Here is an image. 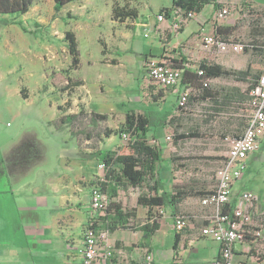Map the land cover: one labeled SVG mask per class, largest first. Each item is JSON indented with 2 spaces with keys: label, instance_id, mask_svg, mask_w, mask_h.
I'll return each mask as SVG.
<instances>
[{
  "label": "rangeland",
  "instance_id": "374dc122",
  "mask_svg": "<svg viewBox=\"0 0 264 264\" xmlns=\"http://www.w3.org/2000/svg\"><path fill=\"white\" fill-rule=\"evenodd\" d=\"M85 2L75 1L57 12L54 0H37L28 14L20 18L19 26L25 32L26 39V88L30 91V102H26V135L37 137L36 147L32 150L50 152L55 149L56 143L63 149H78L80 152H95L97 150H116L123 142L120 136L106 137L103 132L110 128L118 130L125 122L129 111H135L156 119L164 118L168 113L165 128L153 127L148 136L156 137L158 143L164 147L165 155L161 163V177L163 185L171 190H183L192 196L183 200L177 215H184L190 221L197 212H202L201 201L215 190L218 183L219 170L231 145L239 137L252 114L249 104L241 105L225 103L220 99L218 103L211 99L200 98L202 88L188 84L191 97L188 108L179 111L174 89L163 90L153 84L146 76L143 62L138 56L131 54L129 45L131 41L125 37L130 34L132 26H115L111 23L112 0H90ZM123 4L124 0H117ZM167 0H135V4L147 8L156 15L165 6ZM231 14L222 21V27L230 32L221 33L218 37L226 43L220 51V63L229 68L246 70L252 68L256 75L264 74V51L250 49L237 54L232 48V43L254 45L264 49V7L263 6H234ZM11 18H1L0 23H10ZM73 31L78 39L81 53L80 70L71 73L74 79L82 80L84 85L73 93H63L67 71L72 64L64 40L65 33ZM143 36V35H142ZM148 44L157 54L161 44L158 43L155 32L146 38ZM108 50L107 54H103ZM138 47L134 43V50ZM118 53H122L120 56ZM164 56L160 54L154 58L159 60ZM168 58V57H167ZM142 59H146L144 56ZM117 60L113 65L112 61ZM140 60V61H139ZM121 64V65H120ZM209 88L221 91L238 87L242 91L248 84L236 82L231 78L207 80ZM176 92V91H175ZM61 106L62 114H80L73 127H64L62 133L54 132L44 122L45 119L55 118L56 109L50 107ZM106 113L109 118L105 122L93 125L91 112ZM7 122L13 127L19 125L9 117ZM73 132V135H72ZM194 133L197 136L180 141L181 134ZM171 137V140H168ZM68 138V139H67ZM66 141L67 143L63 142ZM74 172L77 163L92 162L73 157ZM48 167L50 158H47ZM32 166L33 163H32ZM53 169V168H52ZM95 176L88 180L90 190L96 186L97 175H102L98 165L94 167ZM72 179L76 176L72 171ZM89 173V172H88ZM83 174H87V171ZM171 180L168 182V180ZM84 183V178L78 179ZM85 182V184H87ZM237 188L241 192L253 193L258 201L260 212L264 211V140L249 160L247 169L239 179ZM144 191L139 188L123 190L119 201L127 213H134L131 226L138 227L146 222L145 213L137 207L138 196ZM200 193H203L200 195ZM111 199V198H110ZM112 200V199H111ZM163 211V212H162ZM161 230L151 239L152 244H157L155 250L156 264H171L174 257L175 230L174 218L171 212L155 210ZM198 226H202L198 224ZM189 229V228H188ZM182 233L186 236L189 230ZM119 231V232H118ZM126 231V232H125ZM136 230L108 231V238L112 243L119 242L118 236H125L129 243L138 245L143 241ZM116 240H113V239ZM186 242V241H185ZM120 243V242H119ZM188 253L180 255L185 264H211V242L207 245L203 241L195 245H188ZM130 251L123 249L121 256H117L120 264H130ZM147 255L143 264H149ZM129 261V262H127ZM175 261V260H174ZM182 262V260H180ZM175 261V264H180ZM153 260L152 264H154Z\"/></svg>",
  "mask_w": 264,
  "mask_h": 264
},
{
  "label": "crops",
  "instance_id": "0c3cea01",
  "mask_svg": "<svg viewBox=\"0 0 264 264\" xmlns=\"http://www.w3.org/2000/svg\"><path fill=\"white\" fill-rule=\"evenodd\" d=\"M77 1L91 2L90 0ZM112 1L114 3V0ZM216 1L222 4L223 8L242 6L243 3L264 7V0ZM129 3L139 10L138 19L118 23L111 17V23L113 27L132 26L133 30L129 35L125 34V37L131 41L129 45L131 54L138 56L141 61L144 60L142 61L143 67L147 59L160 54H164L171 60L185 58L193 67H198L201 62L225 66L220 63L219 49L206 50L201 47L200 42L202 35L223 31L222 23L213 22V15L217 11L213 4L207 5L195 19L176 31L173 29L175 17L173 18L172 15L167 21L158 22L157 15L135 4V0H129ZM164 8H172V0H167L162 9ZM25 15H0L1 18L12 19L8 24L0 23V264H83L82 238L91 215L92 189L90 190L87 181L90 179L92 181L95 176V164L99 165L100 162L92 160L90 165L89 162L77 163L74 172L71 158L79 157L80 151L77 148L63 149L56 143L52 155L45 148L39 151L32 150V146H37L38 139L26 135L24 130V127L26 129L24 122L26 102L31 101L25 80V32H22L19 26L20 18ZM153 32L156 33L158 43L161 44L157 54L149 46L152 44L146 41V38L150 37ZM136 41L138 47L134 50ZM143 56L146 59H142ZM173 93L177 98L176 92L173 91ZM49 106L55 108L57 113L55 118L45 119L44 123L54 132L62 133L64 127L60 125L57 128L55 124L64 114L59 107ZM9 117L15 122H20L19 125L14 128L13 124L7 122ZM67 139L66 141L62 139V141L67 143ZM254 156L255 153L250 156L248 162ZM47 158L51 159L50 164H52L49 169L46 168L48 167ZM85 170L87 174H83ZM69 171L76 175L73 179ZM79 177L84 178L87 184L80 183ZM238 182L234 186L231 206L235 202L237 204L238 196L243 193L237 188ZM137 207L140 212L145 213V218H147L148 209L138 206V203ZM201 208L203 211L195 213L193 220H188L186 229L180 233L181 242L178 249L174 250L171 264H175L176 260H182L180 264H185L184 258L180 255L188 253V245H195L201 241L206 245L208 241L211 242L213 257L211 264L219 256L220 244L201 236V229L209 224L213 210L202 205ZM124 210L126 212L125 207ZM159 210L168 211L167 209ZM100 216L102 214H99L97 220ZM252 217V223L247 226L246 240L236 245L238 259L246 261H251L258 254L264 255V211L260 212L257 202L252 209ZM160 224L162 227L163 222ZM187 229L189 233L184 236L182 233ZM257 231H261L260 238L255 236ZM105 232L108 234V231ZM137 233L140 234V238L143 237V232ZM118 238L120 243L114 244L107 236L106 244L102 246L103 253L108 247L112 248L116 264H120L117 256H121L123 249H130L125 236L121 235ZM156 247H158L157 244H152V252H150L154 255V264H156ZM129 251L130 256L126 258L130 259V264H143V254L145 257L149 249L137 247Z\"/></svg>",
  "mask_w": 264,
  "mask_h": 264
},
{
  "label": "trees",
  "instance_id": "16d2710c",
  "mask_svg": "<svg viewBox=\"0 0 264 264\" xmlns=\"http://www.w3.org/2000/svg\"><path fill=\"white\" fill-rule=\"evenodd\" d=\"M36 1L37 0H0V15L27 14ZM75 1L77 0H54L55 10L59 12L65 6ZM210 4H213L216 10L223 8V5L216 0H172V8H164L160 13L164 14L166 18H169L174 11L181 12L183 15L192 13L197 16ZM248 5L247 3L242 4V6ZM138 17L139 10L136 7H132L129 0H124L123 4L114 0L112 7V19L114 21L125 23L127 20H136ZM225 32L230 31L229 29L223 28V31H219L216 35L218 36ZM64 40L72 58V64L67 71L65 77L66 82L61 92L70 94L84 85L82 80L74 79L70 75L71 72L80 70L81 53L77 36L73 31H67ZM251 46H253V48L250 49L264 51L262 48H258L254 45ZM107 53L108 50L106 47V51L103 52V54ZM118 54L120 56L122 55V53ZM172 62L175 67L183 68L184 64L188 61L182 58V60H172ZM112 64L116 65L117 60H113ZM198 67L205 71V75L201 76L196 71L185 69L182 82L183 86L192 84L201 87L202 93L200 98L203 100L211 99L218 103L222 98L225 100L226 104H238L239 106L249 104L251 108V92L258 85L261 77L256 75L251 67L246 70H237L227 68L221 64H210L208 62H201ZM219 78H231L236 82L246 83L248 84V88L245 91H242L238 87L226 88L224 89L225 95H223L221 91H214L209 88L208 82V86H204L207 80ZM190 100H193V97H190L189 102ZM59 109L60 111L63 110L61 106H59ZM79 115L80 114H64L55 126L59 128V126L62 125L63 127L69 126L71 128L79 118ZM170 116L171 113H168L164 118L156 119L133 110L129 111L125 116L124 124L118 130L107 128L103 132L106 137L117 135L123 139L122 144L116 150H97L91 153L80 152L79 155L82 160H96L105 166L104 170L101 171L102 175H100L101 173L97 175L98 181L95 184L99 185L112 199V203L97 220L95 228L104 232H115L120 228L143 232V241L138 245H132L129 249L131 251L134 248L140 247L148 248L149 252H152L151 239L161 228L158 218L156 215L152 214L155 209H167L171 212L172 217L175 218L178 216L177 213L179 212L183 200L192 196L191 193L180 189L169 191L166 186L163 185L161 163L164 160L165 149L158 143L155 136L152 139L148 136L153 127L161 126L165 128ZM90 118L93 125H98L99 122L107 121L109 115L92 111ZM247 126L248 124L246 127ZM242 134L237 137V139L240 138ZM124 135L127 136L126 140L123 138ZM195 136H197V134L194 133L181 134L178 136V140L184 141ZM129 188L144 189L138 196L137 203L138 206L147 208L148 213L146 223L140 227H133L130 225L135 215L131 212H125L122 203L118 201L121 192ZM201 194L203 193H200V195ZM235 206L236 202L230 206L231 208L229 211H232ZM180 242L181 234L177 232L175 234L174 250L178 249ZM112 262L114 264L117 263L115 259H113Z\"/></svg>",
  "mask_w": 264,
  "mask_h": 264
},
{
  "label": "built area",
  "instance_id": "2783aa9c",
  "mask_svg": "<svg viewBox=\"0 0 264 264\" xmlns=\"http://www.w3.org/2000/svg\"><path fill=\"white\" fill-rule=\"evenodd\" d=\"M230 14V8L219 9L213 15V22L221 23ZM172 17H175L173 29L176 31L196 18L192 13L183 15L178 11H174ZM157 20L164 22L168 18L160 13L157 15ZM200 42L201 47L206 50L211 48L221 50L226 45L216 34L202 35ZM231 48L235 53L240 54L253 46L232 43ZM172 63L171 59L165 57L159 60L149 58L144 62V71L156 86L164 90L174 89L177 94V109L179 111L186 110L191 92L188 85H182L184 71L185 69L193 70L201 76L205 75V71L199 67H193L189 62L185 63L183 68H177ZM204 86L207 87L208 83H204ZM251 108L252 114L248 126L242 136L233 142L224 157L215 190L201 201L203 207H210L213 210L209 224L201 229V236L211 239L221 246L220 254L212 264H264L263 254L256 255L251 261H246L238 259L236 253V245L246 240L247 226L252 223V209L258 200L257 197L251 192H243L238 196L235 208L229 211L233 201L234 186L246 171L248 159L259 149L261 141L264 139V74L251 92ZM123 138L126 140L127 136L124 135ZM168 140H171V137H168ZM104 167V164L99 163V171H103ZM111 203L112 200L99 185L92 188L91 215L82 238L83 264H111L114 259L111 247H108L104 253L102 252V246L107 241V233L95 228L97 217L99 214H103ZM187 224L188 218L184 215L174 218V227L178 233L183 232ZM255 236L260 238L261 231L255 232ZM146 258L150 260L149 264H152L154 255L148 251Z\"/></svg>",
  "mask_w": 264,
  "mask_h": 264
}]
</instances>
